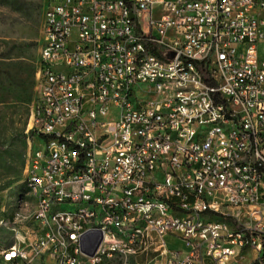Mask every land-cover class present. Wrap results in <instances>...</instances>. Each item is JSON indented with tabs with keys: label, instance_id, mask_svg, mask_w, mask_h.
<instances>
[{
	"label": "built area",
	"instance_id": "1",
	"mask_svg": "<svg viewBox=\"0 0 264 264\" xmlns=\"http://www.w3.org/2000/svg\"><path fill=\"white\" fill-rule=\"evenodd\" d=\"M43 31L0 264H264V0H46Z\"/></svg>",
	"mask_w": 264,
	"mask_h": 264
},
{
	"label": "rangeland",
	"instance_id": "2",
	"mask_svg": "<svg viewBox=\"0 0 264 264\" xmlns=\"http://www.w3.org/2000/svg\"><path fill=\"white\" fill-rule=\"evenodd\" d=\"M45 6L46 0H0V143L4 146L0 186L6 184L0 190V216L11 214L16 199L24 193L28 139L33 142L35 136L32 114L40 95L37 72ZM9 180L13 182L7 184ZM173 245L183 247L180 241ZM251 257L248 251L246 261ZM139 262L144 264L145 259Z\"/></svg>",
	"mask_w": 264,
	"mask_h": 264
},
{
	"label": "trees",
	"instance_id": "3",
	"mask_svg": "<svg viewBox=\"0 0 264 264\" xmlns=\"http://www.w3.org/2000/svg\"><path fill=\"white\" fill-rule=\"evenodd\" d=\"M31 133H34V130H31ZM23 139L26 141L27 136L24 135V136H23ZM3 151H4V146L0 143V155H1V153H2ZM17 179H19L18 176H17L16 178H13L14 181H16ZM13 180H9V181L7 182V184L13 182ZM5 186H6V184H4L3 186H0V190H1L2 188H4ZM23 188H24V185H23Z\"/></svg>",
	"mask_w": 264,
	"mask_h": 264
}]
</instances>
